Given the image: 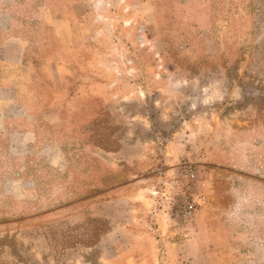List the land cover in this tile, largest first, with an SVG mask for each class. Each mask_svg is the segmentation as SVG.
<instances>
[{
    "label": "rangeland",
    "instance_id": "1",
    "mask_svg": "<svg viewBox=\"0 0 264 264\" xmlns=\"http://www.w3.org/2000/svg\"><path fill=\"white\" fill-rule=\"evenodd\" d=\"M0 8L24 50L0 131V264H131L150 242L133 237L148 216L128 184L161 168L176 201L197 172L192 225L218 216L226 262L249 257L264 238V0Z\"/></svg>",
    "mask_w": 264,
    "mask_h": 264
},
{
    "label": "crops",
    "instance_id": "2",
    "mask_svg": "<svg viewBox=\"0 0 264 264\" xmlns=\"http://www.w3.org/2000/svg\"><path fill=\"white\" fill-rule=\"evenodd\" d=\"M11 18L9 11L0 8V131L7 128V111L15 100L12 97L17 89L14 72L24 57L20 41L7 36ZM169 174V168H161L143 179L129 181L128 187L132 193L128 198L134 211L141 212L143 209L148 216L143 223H132L131 227L135 230L133 237L136 241L139 240L137 238L149 241L150 246L144 250L134 247L125 253L117 244L118 257L125 253L123 257L132 261L131 264H228L222 236L224 227L218 222V216L215 215L213 220L197 221L195 225L186 227L187 231H183L174 227L164 208L155 205L157 192L161 198V192L170 183ZM132 216L137 219V214ZM254 244L255 248L250 251L249 257L240 259L239 264H264V238Z\"/></svg>",
    "mask_w": 264,
    "mask_h": 264
},
{
    "label": "built area",
    "instance_id": "3",
    "mask_svg": "<svg viewBox=\"0 0 264 264\" xmlns=\"http://www.w3.org/2000/svg\"><path fill=\"white\" fill-rule=\"evenodd\" d=\"M181 178L185 180L187 185L180 199L176 201L173 191L170 188L168 189V187L161 192V198L170 205L169 207H171L170 210L172 211L171 217L174 218L176 223L188 227L193 224L198 213L197 202L193 198V193L190 192L197 183V172L193 169H185L181 173Z\"/></svg>",
    "mask_w": 264,
    "mask_h": 264
}]
</instances>
